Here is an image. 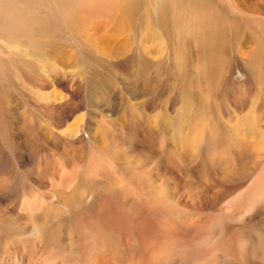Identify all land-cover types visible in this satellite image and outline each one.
Masks as SVG:
<instances>
[{
  "label": "rangeland",
  "instance_id": "374dc122",
  "mask_svg": "<svg viewBox=\"0 0 264 264\" xmlns=\"http://www.w3.org/2000/svg\"><path fill=\"white\" fill-rule=\"evenodd\" d=\"M241 1L0 0V264H264Z\"/></svg>",
  "mask_w": 264,
  "mask_h": 264
},
{
  "label": "bare ground",
  "instance_id": "6f19581e",
  "mask_svg": "<svg viewBox=\"0 0 264 264\" xmlns=\"http://www.w3.org/2000/svg\"><path fill=\"white\" fill-rule=\"evenodd\" d=\"M257 1V0H256ZM261 1V0H260ZM240 2H242L241 0H240ZM249 2H250V11L252 12V8L253 7H251V5H254L255 3H254V0H249ZM249 2H247V3H249ZM257 3V2H256ZM259 3V2H258ZM241 4V3H240ZM248 6V5H247ZM255 7V6H254ZM78 9V8H77ZM60 13H59V11H58V15H59ZM56 15V14H55ZM252 17V16H251ZM89 25H91V24H89ZM88 25V26H89ZM89 28V27H88ZM221 28L220 27H215L214 26V28H211L210 30L208 29V33H209V35H212V36H217L218 35V33L217 32H219L218 30H220ZM90 31L91 32H95L96 31V28L94 27V25H91L90 26ZM221 31H222V29H221ZM223 32V31H222ZM96 33V32H95ZM105 37V36H104ZM104 37H102V38H104ZM101 38V40H100V49L102 50V49H105L104 51L106 52V50H107V47L108 46H110L111 45V40H110V38H104V39H102ZM96 49V48H95ZM98 50V49H97ZM108 51V50H107ZM262 56H264V45H263V43H261V42H256L255 43V45H254V48H253V50H251L250 52H249V56L248 57H250V59L251 60H253V61H262L263 59H262ZM262 59V60H261ZM152 62H154V61H152ZM151 62V63H152ZM248 62H249V58H248ZM155 63V62H154ZM153 63V64H154ZM157 64V63H156ZM156 64H154V65H156ZM250 64V63H249ZM252 64V63H251ZM256 64H258V63H256ZM260 64H261V62H260ZM152 65V64H151ZM150 65V66H151ZM153 65V66H154ZM260 67V66H259ZM263 67V66H262Z\"/></svg>",
  "mask_w": 264,
  "mask_h": 264
}]
</instances>
